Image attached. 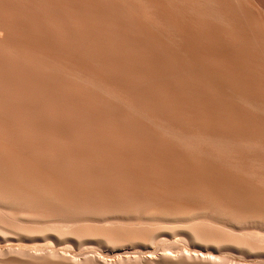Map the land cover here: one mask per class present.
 <instances>
[{"label": "bare ground", "instance_id": "bare-ground-1", "mask_svg": "<svg viewBox=\"0 0 264 264\" xmlns=\"http://www.w3.org/2000/svg\"><path fill=\"white\" fill-rule=\"evenodd\" d=\"M0 264H264V0H0Z\"/></svg>", "mask_w": 264, "mask_h": 264}]
</instances>
